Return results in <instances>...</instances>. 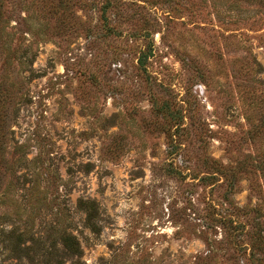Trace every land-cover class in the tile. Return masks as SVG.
I'll list each match as a JSON object with an SVG mask.
<instances>
[{"label":"rangeland","instance_id":"374dc122","mask_svg":"<svg viewBox=\"0 0 264 264\" xmlns=\"http://www.w3.org/2000/svg\"><path fill=\"white\" fill-rule=\"evenodd\" d=\"M0 264H264V0H0Z\"/></svg>","mask_w":264,"mask_h":264},{"label":"trees","instance_id":"16d2710c","mask_svg":"<svg viewBox=\"0 0 264 264\" xmlns=\"http://www.w3.org/2000/svg\"><path fill=\"white\" fill-rule=\"evenodd\" d=\"M79 206L80 208L85 212V216H86V222L87 225L89 227V229L92 232H97L98 231V226L96 223V218H97V214H98V205L91 200H80L79 201ZM65 245L68 247H72L73 250H76L75 252H77V249H74V245L70 239V237H65Z\"/></svg>","mask_w":264,"mask_h":264}]
</instances>
